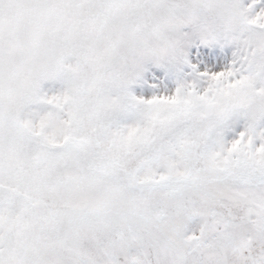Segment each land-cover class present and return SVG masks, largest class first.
Returning a JSON list of instances; mask_svg holds the SVG:
<instances>
[{"label": "snow or ice", "instance_id": "obj_1", "mask_svg": "<svg viewBox=\"0 0 264 264\" xmlns=\"http://www.w3.org/2000/svg\"><path fill=\"white\" fill-rule=\"evenodd\" d=\"M0 264H264V0H0Z\"/></svg>", "mask_w": 264, "mask_h": 264}]
</instances>
